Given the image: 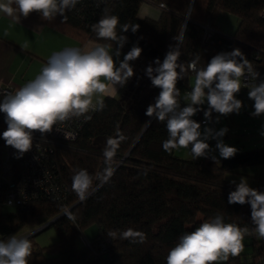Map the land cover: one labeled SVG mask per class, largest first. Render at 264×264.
Returning <instances> with one entry per match:
<instances>
[{
	"label": "trees",
	"instance_id": "trees-1",
	"mask_svg": "<svg viewBox=\"0 0 264 264\" xmlns=\"http://www.w3.org/2000/svg\"><path fill=\"white\" fill-rule=\"evenodd\" d=\"M144 2L159 8L158 17L139 16ZM220 10L237 16L233 35L225 34L216 25ZM263 10L264 0H78L63 17L58 14L50 20L52 26L81 42L90 40L117 47L116 41L99 39L91 27L105 14L116 15L117 33L127 37L122 49L128 52L136 45L142 53L122 95L104 96L105 107L86 115L91 119H83L75 140L52 145L46 162L63 191L52 197L40 194L14 211H3L0 204V240L59 216L49 225L56 228L58 241L49 247L32 245L28 264H166L170 249L183 234L221 215L226 223L250 227L252 250L249 255H230L219 264H260L264 259V239L254 232L251 206L229 204L228 195L242 178L251 188L264 192V172L250 170L263 167L264 146L238 150L229 159L209 152L207 157L194 160L178 156L175 150H163L162 142L168 138L166 121L151 117L146 130L143 125L150 118L145 115L148 105L155 103L160 92L146 76V68L155 67L157 58L162 62L170 46L179 43L177 39L182 40L178 63L200 56L199 65L203 67L213 54L238 48L259 69L257 83L264 80ZM207 21L218 29L204 40L203 24ZM125 24H138L139 28L135 33L131 29L122 32ZM191 76L189 73L178 80L181 94L191 90ZM179 101L182 106L180 97ZM117 133L126 139L117 148L115 171L107 183L99 185L95 178L106 167V141L109 137L118 139ZM80 169L93 177L95 188L83 201L72 189V176ZM67 207L71 209L63 213ZM93 223L98 225V234L79 245L83 230ZM129 228L143 232L144 242L120 238L119 233ZM113 231L117 236L109 237Z\"/></svg>",
	"mask_w": 264,
	"mask_h": 264
},
{
	"label": "clouds",
	"instance_id": "clouds-1",
	"mask_svg": "<svg viewBox=\"0 0 264 264\" xmlns=\"http://www.w3.org/2000/svg\"><path fill=\"white\" fill-rule=\"evenodd\" d=\"M77 3L78 0H0V13L19 21L21 16L26 18L30 13L37 12L44 20L50 21L58 14L63 17ZM118 25V16L105 14L91 26L99 39L117 42L115 60L109 51L110 44H96L87 50L68 47L52 54L33 80L4 96L0 102V112L5 114L7 129L2 137L7 146L17 150V158L32 148L34 132L49 133L57 122L73 117L91 119L86 116L87 113L105 107L102 97L116 95L117 86L124 87L133 77L134 70L130 61L141 56L142 48L134 45L123 56V60H119L127 37L118 35ZM138 28V24L121 26L122 32L131 29L135 33ZM177 40L179 43L170 46L162 62L157 58L154 61L155 67L149 65L146 68V76L160 92L155 103L148 105L145 115L161 122L166 121L168 138L162 142L166 152L191 145L190 152L194 160L207 157L211 151L207 141L212 139L217 141L215 147L220 157L232 158L238 150L225 144L222 139L228 129L225 127L216 131L205 127L201 130V123L192 117L202 110L200 106L205 102L208 108L203 111V115L209 122L212 121L213 112L219 114L217 122L220 116L239 114L242 101L236 98V94L242 88L241 78L258 79L259 73L238 48L215 55L203 67L198 66L200 56L188 63H178L182 40ZM189 73L194 74L191 91L184 95V100L189 103L182 107L177 82ZM245 87H249L248 97L254 101V112L251 115L261 116L264 114V80L250 86L245 82ZM149 126L150 121L143 125L145 130ZM117 135L118 139L109 137L106 141L103 152L106 167L95 178L99 185L107 183L115 171L117 148L126 139L120 133ZM261 135H264V131ZM72 189L82 201L95 190L93 177L86 169L74 173ZM228 203L249 204L254 232L264 239V192L251 188L246 179L242 178L236 190L229 193ZM248 232L247 227L226 223L223 216L217 215L201 223L194 231L183 234L170 249L166 264H219L227 261L230 255L237 256L243 250V241ZM116 236L115 231L109 233V237ZM119 236L132 243H143L146 238L143 232L131 228L120 232ZM31 250L32 243L27 236L12 235L6 240H0V264H28Z\"/></svg>",
	"mask_w": 264,
	"mask_h": 264
},
{
	"label": "crops",
	"instance_id": "crops-1",
	"mask_svg": "<svg viewBox=\"0 0 264 264\" xmlns=\"http://www.w3.org/2000/svg\"><path fill=\"white\" fill-rule=\"evenodd\" d=\"M159 13V8L149 2H144L139 10L140 17L156 18ZM216 25L224 32L217 22ZM96 44L102 43L90 40L81 42L76 37L52 26L48 20H44L37 12L30 13L26 18L21 16L19 21L0 13V81L9 84L16 91L19 87L33 80L55 52L62 51L68 47H79L87 50ZM116 48V46H111L109 49L110 54H113V56ZM126 53V50L121 49L119 60H123V56ZM135 61H130L132 67ZM192 77L193 75L190 77V86H192ZM128 82L124 87L117 86V93L114 96L122 95ZM202 106L206 107L207 105ZM201 109L203 108L201 107ZM202 118H204L202 110L192 117V119ZM207 124L208 122L201 124V130ZM210 148L211 153H219L215 146ZM180 150V154H182V149ZM261 172H264V168ZM244 242L250 244L251 236L245 237Z\"/></svg>",
	"mask_w": 264,
	"mask_h": 264
},
{
	"label": "built area",
	"instance_id": "built-area-1",
	"mask_svg": "<svg viewBox=\"0 0 264 264\" xmlns=\"http://www.w3.org/2000/svg\"><path fill=\"white\" fill-rule=\"evenodd\" d=\"M262 15L264 16V10ZM215 31L210 23L204 24L203 39H210ZM217 54L219 53L213 54L212 58ZM198 66L202 67L199 64ZM254 70L259 73V69L254 68ZM241 81L242 86L245 87V82L250 86L257 83L258 80L251 77L245 80V77H242ZM14 92L9 84L0 81V102L5 95ZM84 118V116L73 117L64 122H57L49 133L34 132L32 148L17 158L19 155L17 150L7 146L2 137V133L7 129V124L5 114L0 112V204L22 207L40 194L44 197H52V195L56 196L61 192L62 187L55 182L56 174L47 165L48 153L54 142L75 140ZM195 121L201 124L208 122L205 118ZM71 207L65 208L63 213L68 212ZM260 264H264V259Z\"/></svg>",
	"mask_w": 264,
	"mask_h": 264
},
{
	"label": "rangeland",
	"instance_id": "rangeland-1",
	"mask_svg": "<svg viewBox=\"0 0 264 264\" xmlns=\"http://www.w3.org/2000/svg\"><path fill=\"white\" fill-rule=\"evenodd\" d=\"M188 19L189 16L188 17L185 16V22H187ZM216 22L222 27L224 33L228 35H232L237 27L238 18L234 13L228 10H220L216 13ZM206 23H210V21H207L204 24ZM212 27L215 28V30L217 31L218 28H216L213 25ZM139 60H140L139 58L136 59L135 64H133L134 65L133 68L137 65ZM190 91L191 90L185 91L181 94L180 100L182 104L189 102L184 100V95ZM248 92H249V87L242 86L240 92L236 94V98L242 101V108L239 114L232 113L229 114L228 116H220L219 121L217 122L216 118L217 116H219V114L213 112L212 121L211 122L208 121V124L206 125V127H211L216 131H219L221 128L226 127L228 129V132L225 134V136L222 139L225 144H227L228 146L235 147L237 150L250 149L256 146H264V135H261V132L264 131V114H262L259 117H254L251 115V113L254 112V107H253L254 101L249 99ZM204 105H207V102H205ZM183 106L186 105H182V107ZM204 110H207V108H203L202 113ZM207 143H209L210 147H214L217 141L210 139L209 141H207ZM180 149H182L181 152L182 154H180L181 151ZM180 149H177V151L175 152L178 156L180 157L192 156L190 152L191 145H189L188 148H180ZM263 168L264 165L263 167L258 166L255 168L254 167L250 168V170L252 171L258 170L260 173L263 170ZM1 209L3 211H14L16 209V206L3 205ZM38 227L39 226L27 227L23 231H21V233L18 236H27L33 230H36ZM247 228L249 232L245 234V237H250L251 229L250 227ZM98 230L99 229L97 223H93L88 227H86L82 232L83 233L82 236L78 239V244L82 246L84 239L90 240L94 238L98 234ZM58 239L59 236L56 231V228L54 226H49L40 230L38 233L34 234V236L30 241L32 245H37L40 247H49L52 246L54 243H56ZM243 243H244V248L241 252L245 253V255H249L252 250L251 244H247L244 241Z\"/></svg>",
	"mask_w": 264,
	"mask_h": 264
},
{
	"label": "water",
	"instance_id": "water-1",
	"mask_svg": "<svg viewBox=\"0 0 264 264\" xmlns=\"http://www.w3.org/2000/svg\"><path fill=\"white\" fill-rule=\"evenodd\" d=\"M191 6H192V3H191ZM191 6H190V8H191ZM189 12H190V9H189L188 13L186 14V17L189 16ZM185 23H186V22H185ZM184 25H185V24H184ZM183 30H184V26H183ZM182 32H183V31H182ZM150 119H151V117L149 118L148 121H150ZM58 217H59V216H57V217H55V218L49 220L47 223H45V224H43V225H41V226H39L36 230H33L31 233H29L28 236H31V235H33V234H36V233H38L40 230H42V229L48 227V226L51 225L52 222H54V220H56Z\"/></svg>",
	"mask_w": 264,
	"mask_h": 264
}]
</instances>
